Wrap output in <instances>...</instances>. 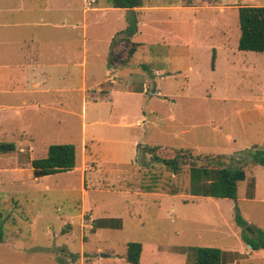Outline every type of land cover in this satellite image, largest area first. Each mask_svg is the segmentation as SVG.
<instances>
[{"label":"rangeland","instance_id":"obj_1","mask_svg":"<svg viewBox=\"0 0 264 264\" xmlns=\"http://www.w3.org/2000/svg\"><path fill=\"white\" fill-rule=\"evenodd\" d=\"M240 6L264 0H144L125 63L128 43L112 40L129 9L0 0V143L16 144L0 153V264H131L130 242L140 264H188L191 246L264 264L244 239L264 231V167L231 199L195 195L191 164L164 162L184 148L246 167L264 149V52L239 49ZM60 143L77 167L36 176L32 160Z\"/></svg>","mask_w":264,"mask_h":264},{"label":"trees","instance_id":"obj_2","mask_svg":"<svg viewBox=\"0 0 264 264\" xmlns=\"http://www.w3.org/2000/svg\"><path fill=\"white\" fill-rule=\"evenodd\" d=\"M108 2L113 8L129 9L130 11L126 18V28L120 30L112 40V46L118 40L128 43L127 56L123 60L127 63L134 57L141 45L133 38L139 31V18L135 9L142 7L144 0H108ZM239 22L241 28L239 49L264 52V6H240ZM215 61L216 50L213 53V67H215ZM108 62L110 66L114 65L113 49L110 51ZM15 150L16 144L14 143H0V153H9ZM177 151L178 153L173 158L165 159L164 162L175 173L181 171L183 164H191L192 190L195 195L237 199L239 183L246 180L247 173L245 167H232L223 164L221 159L232 155H205L208 162L199 163L194 159L195 156L190 149L181 148ZM246 152L252 161L251 163L264 166V149L259 148L255 152L248 150ZM244 153L245 151H242L238 154ZM200 159H202L201 156H198V160ZM31 164L38 177L72 170L77 167L76 146L71 143L52 144L49 146L46 157L33 159ZM236 219L238 224L243 227L248 226V222L240 214H237ZM253 229L256 236L252 237L247 232L244 234L245 241L254 250L264 249V231ZM4 239L5 231L0 227V242H3ZM184 252L188 255V264H226L224 252L218 247L191 246L184 248ZM142 253V243L130 242L126 259L131 264H140Z\"/></svg>","mask_w":264,"mask_h":264},{"label":"crops","instance_id":"obj_3","mask_svg":"<svg viewBox=\"0 0 264 264\" xmlns=\"http://www.w3.org/2000/svg\"><path fill=\"white\" fill-rule=\"evenodd\" d=\"M35 51H36V53H38L37 49ZM70 56L71 55L69 54L68 57H70ZM65 58H66V56H65ZM160 147H162V146H160ZM227 155H231V154H227ZM252 164L253 163H251L250 166H246L245 167L246 168L245 170H246V173H247L246 180L247 179H250V177H251V176H249V173L251 172V171L249 172V170H250V168L251 169L253 168ZM255 165L256 166H262V165H259V164H254V166ZM251 178H253V177H251ZM249 185L250 186H253V188H256L257 187V183L255 185L253 180H252V182H249ZM254 193H255V190H254ZM143 249H144V246H143ZM223 252H224V259L226 258L225 259L226 264H243V261L246 260L245 256H248V255L252 254V251L250 249H249V251L247 249H244L243 252H241L239 254L236 251H233V250H223ZM226 256H228V258Z\"/></svg>","mask_w":264,"mask_h":264},{"label":"water","instance_id":"obj_4","mask_svg":"<svg viewBox=\"0 0 264 264\" xmlns=\"http://www.w3.org/2000/svg\"><path fill=\"white\" fill-rule=\"evenodd\" d=\"M247 230L252 232L253 228L252 227H248Z\"/></svg>","mask_w":264,"mask_h":264}]
</instances>
